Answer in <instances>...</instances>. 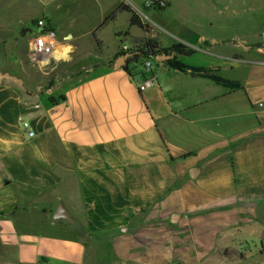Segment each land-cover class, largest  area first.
<instances>
[{"label": "crops", "instance_id": "1", "mask_svg": "<svg viewBox=\"0 0 264 264\" xmlns=\"http://www.w3.org/2000/svg\"><path fill=\"white\" fill-rule=\"evenodd\" d=\"M119 2L0 0V73L22 81H0V264H101L105 247L127 262L132 227L157 234L172 215L208 211L206 232L224 234L264 209L263 44L220 34L205 46L211 39L181 28L165 42L141 18L147 30L129 26L126 11L102 23ZM118 14L126 27L114 26ZM37 19L69 54L47 72L11 70L13 33L30 24L28 44ZM151 38L194 52H163L182 70L154 56L153 85L138 92L141 58L112 64L124 39ZM57 204L72 225L51 221Z\"/></svg>", "mask_w": 264, "mask_h": 264}, {"label": "rangeland", "instance_id": "2", "mask_svg": "<svg viewBox=\"0 0 264 264\" xmlns=\"http://www.w3.org/2000/svg\"><path fill=\"white\" fill-rule=\"evenodd\" d=\"M135 1L137 3L133 4L124 0L134 7L139 18L153 25L162 41L170 40L169 37L172 36L170 31L173 28H181L185 30L182 32L192 30L211 39L205 46L213 45L212 40H216V36L220 34L228 36L231 34L234 38L247 42L256 39L262 47L264 0H171L169 9L162 10L142 8L138 4L141 2L143 4L144 0ZM29 13L23 11L21 16ZM125 15H117L115 27H126ZM11 21L15 22L14 19ZM20 30H23L22 36L19 34ZM30 30H34L30 24L21 26L11 37L13 39L10 44L11 51L17 56L11 60V70H15L13 66L20 62L32 72L38 71L36 68L39 69L30 65L27 60V38ZM104 30V41L109 46L111 43L109 28ZM122 42L129 45L127 39ZM4 44L6 47L8 43ZM1 47L3 43H0ZM216 47L219 49L220 46ZM226 47L232 48L229 45ZM251 57L256 59V54L251 52ZM60 64L52 63L51 66ZM51 66L42 69L47 72ZM256 215L258 217L251 214L244 216L243 218L250 220L249 224L236 226L234 232L224 234L206 232L208 226L206 224L211 220L208 211L201 212L199 218L185 215L179 222L166 223L165 227L162 226L164 229L160 227L161 230L157 234H149L148 227L136 229L137 232L132 227L130 233L127 231L123 233L127 235L124 241L133 243L129 253L132 260L125 262L123 258L121 262L112 249L105 247L106 249L101 251L103 253L100 257L101 264H264V209L262 208ZM80 237L87 240L84 234ZM101 239L102 237H98L96 240ZM91 255L90 249L86 250V257H92ZM87 261L89 262L88 259Z\"/></svg>", "mask_w": 264, "mask_h": 264}, {"label": "built area", "instance_id": "3", "mask_svg": "<svg viewBox=\"0 0 264 264\" xmlns=\"http://www.w3.org/2000/svg\"><path fill=\"white\" fill-rule=\"evenodd\" d=\"M166 6V0H144L143 8H163ZM35 27L37 30L32 34L27 44V60L32 66L39 68H46L51 66L52 63H58L64 61L69 54V49L65 45L57 40L56 33L53 29L45 26L42 19L35 20ZM65 50V57L60 54ZM119 54H127L126 61L130 64L133 62V58L140 55V51H143L142 45H120ZM152 55L146 54L140 56L141 62L139 64L140 75L142 80L136 86L138 92L144 91L153 85L151 75L152 68ZM129 65V64H128ZM145 75V76H144ZM263 103H258V107H262ZM32 132L27 131V136H31Z\"/></svg>", "mask_w": 264, "mask_h": 264}, {"label": "trees", "instance_id": "4", "mask_svg": "<svg viewBox=\"0 0 264 264\" xmlns=\"http://www.w3.org/2000/svg\"><path fill=\"white\" fill-rule=\"evenodd\" d=\"M163 8H158V10H162ZM118 11H126L129 13V18H128V25L129 26L134 25V26H137V27L144 29V30L148 29V25L146 23L141 22V20L139 19V16L135 13V11H133L128 5H126L123 2H119L115 6V8L112 11H110L104 17V19L102 20V23H105L106 21L113 19L115 13ZM123 33L125 34L126 30ZM142 46H143L144 52L140 51V55L139 56L136 55L133 58V62H135L140 56L142 57L146 54L156 56V55H160L163 52H172L175 55L189 56V55L193 54V52H194L192 49H188L187 47H185L179 43H173L168 49L162 50L159 48V45H158L157 40L155 38L144 40L142 43ZM260 46H261V44L257 43V44L252 45L251 47L252 48H259ZM166 65L173 68V69H176V70H182L185 68L184 66L180 65L179 63L175 62L172 59L167 61Z\"/></svg>", "mask_w": 264, "mask_h": 264}, {"label": "water", "instance_id": "5", "mask_svg": "<svg viewBox=\"0 0 264 264\" xmlns=\"http://www.w3.org/2000/svg\"><path fill=\"white\" fill-rule=\"evenodd\" d=\"M20 36H22L23 34V30L19 31ZM262 44L264 47V33H262ZM126 57L127 54H121L119 55L112 64V68L114 70L119 69L121 67H123L126 64ZM172 58V54H164L161 53L160 55L157 56L156 61H165V60H170ZM1 80H10L13 81L15 83H17V85L19 87H22V81L20 79H18L17 77H14L12 75H9L7 73H0V81ZM190 178H193L194 175L189 174ZM176 216L172 215L170 218V222L172 223L173 221H175ZM51 221L54 223H58L60 221H65L67 224L72 225L73 224V220L72 218L68 215L67 211L65 210V208L61 205V204H57L51 214Z\"/></svg>", "mask_w": 264, "mask_h": 264}, {"label": "bare ground", "instance_id": "6", "mask_svg": "<svg viewBox=\"0 0 264 264\" xmlns=\"http://www.w3.org/2000/svg\"><path fill=\"white\" fill-rule=\"evenodd\" d=\"M62 57H65V50L62 51V53L60 54Z\"/></svg>", "mask_w": 264, "mask_h": 264}]
</instances>
